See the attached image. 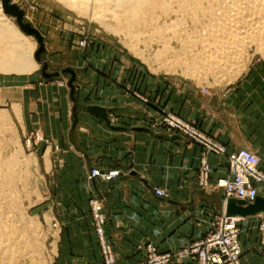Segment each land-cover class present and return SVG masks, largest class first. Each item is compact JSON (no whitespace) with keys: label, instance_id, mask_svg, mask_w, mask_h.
Instances as JSON below:
<instances>
[{"label":"crops","instance_id":"crops-1","mask_svg":"<svg viewBox=\"0 0 264 264\" xmlns=\"http://www.w3.org/2000/svg\"><path fill=\"white\" fill-rule=\"evenodd\" d=\"M54 30L47 52L50 73L59 77L48 81L33 72L0 79V105L24 135L43 139L39 147L51 155L48 184L54 195L47 209L64 226L56 264H103L91 199L102 203L116 264H141L148 245L160 253H177L203 238L210 230V215L225 212L224 195L213 187L228 175L226 160L207 156L210 189L202 190L197 184L202 149L162 129L152 130L149 123L160 119L161 109L171 111L229 152L257 154L264 169V67L205 95L206 87L197 83L154 77L123 63L101 40L90 38L87 48H78L85 38L68 24L60 22ZM68 69L76 76L73 97ZM89 107L105 109L109 124L89 113ZM91 169L119 170L121 176L110 183L90 181ZM154 189L165 196H156ZM258 191L264 198V189ZM240 219L242 264H264L256 231L260 215Z\"/></svg>","mask_w":264,"mask_h":264},{"label":"rangeland","instance_id":"rangeland-1","mask_svg":"<svg viewBox=\"0 0 264 264\" xmlns=\"http://www.w3.org/2000/svg\"><path fill=\"white\" fill-rule=\"evenodd\" d=\"M105 1L96 0L95 2L93 0H82L83 9L88 13L90 11L92 13L94 12L99 19V22H92L87 17H81L72 13L62 4L56 2V0H10V4H14L24 12L23 24H30L33 29L40 33V36L43 39L45 52L40 55L39 62L35 60V54L40 48L37 40L34 37L26 36L17 25L16 18L5 14L2 8V0H0V8L2 10V15L4 16L3 18L8 23H13L19 32L27 37L32 44V47L34 48L33 60L38 64V69L35 72H38V74L42 76V79L48 80L42 75L43 67L46 65V73L53 75V78L48 81H53L60 75L59 73H50L51 66L49 64L47 52V49H49V43L47 42H53L55 25H59L60 22L68 24L71 26L73 32H78L80 33V36L85 38L78 43V48H87L90 44V38L101 40L102 43L106 45V51L113 53L114 57L116 56V53L119 54L121 56L120 60L123 63L126 62L133 66L141 67L147 74L154 77L197 83L199 86L206 87V94H208L209 90L224 89L228 86L234 85L249 71L255 68L264 67V54L259 52L257 48L252 47L242 58V66L240 67L239 72L237 74L235 71H233V73L228 72L222 74L220 79H215V77L211 75L204 78L189 76L182 73V68H177L179 70L176 69L174 72L159 69L158 73H155L151 68L158 69L160 67L159 64H166L171 61L170 55H167V52H164V46H171L174 48V51L181 50L180 45L173 42V37L170 35L171 31L174 30V27L176 26L177 21L174 22V20H176L177 16L174 14L166 15L156 6V8L153 6L150 9H141L136 13L137 15H135V13L125 14L126 10L123 8H118L113 14L111 13V10L108 9V4H106ZM167 3L170 4V7H173L174 9L176 8L174 7L176 3L173 4L171 0L167 1ZM105 25L114 27L120 33V36H116L106 31L104 28ZM188 30H191V27ZM165 31L168 32L166 33ZM158 32L160 33L157 34ZM81 42H86V46H81ZM132 46L136 49L138 48V50L143 53L144 58L148 60V63L132 53ZM161 50L163 52L160 53V57H157L158 52ZM180 58H182L183 63L189 67H192L194 63H196L195 57L181 56ZM172 60H174L173 57ZM68 70H66L65 73L70 75L67 73ZM55 74H58V76H54ZM17 76L19 77L23 75L0 74V79ZM70 79L71 75L67 81V86ZM75 81L73 82L74 86ZM76 89L78 88L75 86V92ZM203 94L205 93L203 92ZM0 115L5 116L6 118L5 122L0 121V188L2 191L5 190L17 201L20 210V213L17 212L16 214V216L18 215L17 218L20 222V235L14 240V247L20 250V252L16 249L19 255L17 254L14 264H56L58 246L61 235L64 231V226L61 224L60 220L55 218L54 212L47 209V207L50 206V201L54 195V187L48 184L49 175L51 173L48 169V162H50L51 155H44V150L39 147V144L43 142V139L39 138L37 134L29 136L23 134L13 116L7 111L5 105H0ZM149 128L152 130L159 129L153 128L150 123ZM163 132L166 133L165 131ZM12 159H17L16 161L19 160L21 162L20 168H13L14 170H12V168L8 166L9 164H6ZM10 175L12 177L7 181L5 177H9ZM206 189H210V187ZM213 190L216 191L215 186L213 187ZM92 200L97 199H91L89 202L90 215L93 222L91 209ZM100 204L102 205L101 202ZM263 219L264 214H261L260 222L256 231L259 234L260 246L264 251V247L261 244V234L259 230V225ZM19 238H21L22 241ZM17 241L19 242L17 243ZM15 242L17 244H15ZM148 246H146V248Z\"/></svg>","mask_w":264,"mask_h":264},{"label":"bare ground","instance_id":"bare-ground-1","mask_svg":"<svg viewBox=\"0 0 264 264\" xmlns=\"http://www.w3.org/2000/svg\"><path fill=\"white\" fill-rule=\"evenodd\" d=\"M167 1L169 0L105 1L113 14L118 8H123L126 10H124L125 14L137 15L136 13L141 9L146 10L156 6L166 15L177 16L174 20L177 21L176 26L170 35L173 37L172 41L180 45L181 50L174 51L171 46H164V52L170 55L171 61L159 64L158 69L151 68L153 72L158 73L159 69L174 72L177 68H182V73L189 76L204 78L211 75L215 79H220L222 74L239 72L242 58L250 48L255 47L264 54V0H171L173 4L176 3L175 6L173 5L175 9L170 7ZM56 2L78 16L99 22L94 12L88 13L83 9L82 0L81 2L56 0ZM3 17L0 8V74L27 75L35 72L38 64L33 60L32 44L13 23H8ZM190 27L191 30H188ZM104 28L120 36L114 27L105 25ZM131 51L148 63L138 48L132 46ZM161 52L163 51L158 52L157 57H160ZM181 56L195 57L196 63L192 67L186 66ZM5 119V116L0 115V121L5 122ZM16 160L12 159L6 164H9L12 170L20 168L21 162ZM11 177V175L6 176L5 179L9 181ZM18 210L17 201L0 188V264H14L17 254L19 255L17 248L14 247V240L20 235V222L18 215L16 216L17 212L20 213Z\"/></svg>","mask_w":264,"mask_h":264},{"label":"built area","instance_id":"built-area-1","mask_svg":"<svg viewBox=\"0 0 264 264\" xmlns=\"http://www.w3.org/2000/svg\"><path fill=\"white\" fill-rule=\"evenodd\" d=\"M85 47L86 42H81ZM206 94L207 90H203ZM133 95L148 103L147 98L139 93ZM153 128H159L167 135H177L191 144L197 145L203 151L198 168L197 184L201 189L210 187L212 169L207 156L224 157L227 165V177L219 179L215 189L222 191L225 203L234 199L253 204L259 197L258 188L264 189V169L261 168L259 156L249 150L240 149L229 152L227 147L216 138L203 131L198 125L183 120L172 112L160 110V119L150 122ZM121 176L119 170L101 171L92 169L88 180L99 179L110 183ZM158 197H164L165 192L154 189ZM94 234L97 238L103 264H116V257L111 243L106 236L107 218L102 205L97 200L91 202ZM210 230L193 244L177 253H158L148 246L145 250V261L141 264H171L173 261L186 260L190 264H242V247L240 243V218L221 215H210ZM261 244L264 247V219L259 225Z\"/></svg>","mask_w":264,"mask_h":264},{"label":"water","instance_id":"water-1","mask_svg":"<svg viewBox=\"0 0 264 264\" xmlns=\"http://www.w3.org/2000/svg\"><path fill=\"white\" fill-rule=\"evenodd\" d=\"M2 6L5 14L16 18L17 25L26 36L34 37L37 40L40 48L35 54V60L39 62L40 55L45 52L43 39L40 36V33L37 30L33 29L30 24H23L24 12L14 4H10V0H2ZM46 69L47 66L45 65L42 70V75L48 80L52 79L53 75L47 74ZM67 73L71 75L68 87L70 88L71 94L73 95L75 92V86L73 85V82L75 81V74L71 70H68ZM54 76H58V74H55ZM87 111L89 113L97 115L105 123L109 124V113L105 109L99 107H89ZM224 213L228 217L236 218H249L264 214V198L258 197L253 204H246L245 202L234 199L228 200L225 205Z\"/></svg>","mask_w":264,"mask_h":264}]
</instances>
